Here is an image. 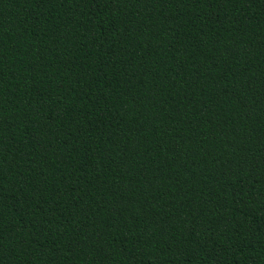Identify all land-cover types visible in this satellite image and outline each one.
Wrapping results in <instances>:
<instances>
[{
  "label": "trees",
  "instance_id": "obj_1",
  "mask_svg": "<svg viewBox=\"0 0 264 264\" xmlns=\"http://www.w3.org/2000/svg\"><path fill=\"white\" fill-rule=\"evenodd\" d=\"M0 264H264V0H0Z\"/></svg>",
  "mask_w": 264,
  "mask_h": 264
}]
</instances>
